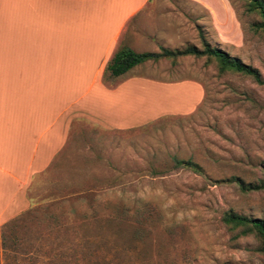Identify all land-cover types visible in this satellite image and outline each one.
Masks as SVG:
<instances>
[{"label": "rangeland", "instance_id": "obj_1", "mask_svg": "<svg viewBox=\"0 0 264 264\" xmlns=\"http://www.w3.org/2000/svg\"><path fill=\"white\" fill-rule=\"evenodd\" d=\"M244 5L150 0L158 14L140 25L153 41L144 48L200 50V30L210 46L255 69L261 83L219 73L203 56L135 66L134 75L154 80H193L202 99L191 112L125 130L72 120L63 153L32 178L27 209L0 225V264H264L256 238L221 221L228 210L264 219V189L241 191L235 180L256 182L264 160V31L253 28L259 17ZM182 94L136 95L124 107L142 113L135 121L177 108Z\"/></svg>", "mask_w": 264, "mask_h": 264}, {"label": "crops", "instance_id": "obj_2", "mask_svg": "<svg viewBox=\"0 0 264 264\" xmlns=\"http://www.w3.org/2000/svg\"><path fill=\"white\" fill-rule=\"evenodd\" d=\"M149 4L0 0V225L27 209L32 178L63 153L72 120L88 117L103 130H125L158 116L191 112L200 102L202 87L193 80L134 75L132 69L148 60L117 76L104 73L119 45L158 51L140 31L143 20L158 14ZM147 42L150 47L144 48ZM106 74L112 81L104 82ZM172 91L184 92L177 108L134 121L142 113L124 107L133 96Z\"/></svg>", "mask_w": 264, "mask_h": 264}, {"label": "trees", "instance_id": "obj_3", "mask_svg": "<svg viewBox=\"0 0 264 264\" xmlns=\"http://www.w3.org/2000/svg\"><path fill=\"white\" fill-rule=\"evenodd\" d=\"M245 2V12L255 13L259 21L252 26L256 30L264 31V0H243ZM199 37L202 41V48L199 50L194 45H187L181 49L160 48L157 52H136L125 45H119L113 52L111 58L104 67V73L108 72L111 76H117L134 65L146 60H157L159 58L172 59L177 56L193 55L196 57L203 56L206 61L212 60L215 63L219 73L233 72L244 76L251 77L255 82L261 83L258 72L249 65L243 63L237 57L230 56L226 51L210 46L202 36L199 30ZM193 169L199 166L190 161L184 162ZM262 175L254 183H244L242 180L235 178L241 191L262 190L264 189V160L261 163ZM222 223L231 230H237L238 235L252 234L258 244L256 250L264 253V219L259 217H248L235 213L231 210L224 211L221 215Z\"/></svg>", "mask_w": 264, "mask_h": 264}]
</instances>
